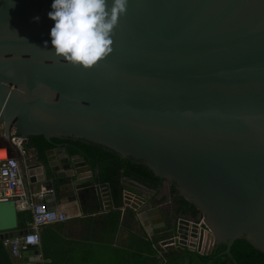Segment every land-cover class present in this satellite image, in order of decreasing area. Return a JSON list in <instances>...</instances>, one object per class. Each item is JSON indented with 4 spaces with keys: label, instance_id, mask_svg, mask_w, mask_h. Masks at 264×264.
<instances>
[{
    "label": "water",
    "instance_id": "1",
    "mask_svg": "<svg viewBox=\"0 0 264 264\" xmlns=\"http://www.w3.org/2000/svg\"><path fill=\"white\" fill-rule=\"evenodd\" d=\"M52 3L0 0L4 136L86 140L174 184L197 223L170 212L162 244L199 252L208 239L231 257L246 239L264 253V0H128L112 51L91 68L54 54ZM45 156L25 176L55 204L161 215L120 184L113 195L84 157ZM28 233L0 203V240Z\"/></svg>",
    "mask_w": 264,
    "mask_h": 264
},
{
    "label": "crops",
    "instance_id": "2",
    "mask_svg": "<svg viewBox=\"0 0 264 264\" xmlns=\"http://www.w3.org/2000/svg\"><path fill=\"white\" fill-rule=\"evenodd\" d=\"M27 183L31 192L42 188L41 184ZM169 186L163 183L157 193L153 190L142 192L130 182L126 185V191L147 196L152 209L160 210L161 215L151 216L145 222L129 207L116 209L111 204L110 210L105 207L100 211L81 206L79 202L57 205L54 195L48 196L46 202L50 210L63 215L65 220L42 226L39 245L19 257L11 255L0 240V264H200L190 256L188 248L161 243L169 237L163 234L160 221L168 223L170 207L174 206ZM182 216L197 223L196 217L191 220L188 215ZM17 217L25 229L30 230L31 215L17 211ZM208 241L204 240L202 250L197 253L212 251L215 246Z\"/></svg>",
    "mask_w": 264,
    "mask_h": 264
},
{
    "label": "trees",
    "instance_id": "3",
    "mask_svg": "<svg viewBox=\"0 0 264 264\" xmlns=\"http://www.w3.org/2000/svg\"><path fill=\"white\" fill-rule=\"evenodd\" d=\"M53 142H63L66 152L70 156L84 157L88 165L99 171L100 183H107L109 190L116 196L118 188L117 179L138 182L149 190L160 191L163 180L155 177L151 170L142 163H136L130 159L119 158L115 153L105 149L103 146L88 142L86 140H73L70 138H53L45 140L43 136H32L27 146L37 151L40 158L44 157L46 150L53 147ZM169 197L177 212L188 215L191 218L197 216V211L182 198L178 196L175 185L169 186ZM225 245H217L210 253L199 254L188 251L191 257L198 259L200 264H264V253L257 250L246 239L237 240L231 250L232 256L222 255ZM3 253V251H1Z\"/></svg>",
    "mask_w": 264,
    "mask_h": 264
},
{
    "label": "clouds",
    "instance_id": "4",
    "mask_svg": "<svg viewBox=\"0 0 264 264\" xmlns=\"http://www.w3.org/2000/svg\"><path fill=\"white\" fill-rule=\"evenodd\" d=\"M128 0H53L48 16L54 54L91 68L111 51V36L119 18L126 14ZM39 20V17H35Z\"/></svg>",
    "mask_w": 264,
    "mask_h": 264
},
{
    "label": "built area",
    "instance_id": "5",
    "mask_svg": "<svg viewBox=\"0 0 264 264\" xmlns=\"http://www.w3.org/2000/svg\"><path fill=\"white\" fill-rule=\"evenodd\" d=\"M0 140L5 142L0 147V151L4 153V156H0V203H14L17 211L29 213L33 220L28 234L1 240L11 255L19 257L23 252L39 245V231L42 226L64 221L65 217L50 210L46 202L47 197L53 195V191H46L44 187L38 192L29 191L25 169L33 162L24 139L16 133H10L6 138L3 131H0ZM208 244L211 245L209 241Z\"/></svg>",
    "mask_w": 264,
    "mask_h": 264
},
{
    "label": "flooded vegetation",
    "instance_id": "6",
    "mask_svg": "<svg viewBox=\"0 0 264 264\" xmlns=\"http://www.w3.org/2000/svg\"><path fill=\"white\" fill-rule=\"evenodd\" d=\"M28 142H29V138H28V141L25 142V143H26V144H25V147H26V149H27L28 155L31 156V160H32V162H33L32 165L40 164L42 161L45 162V157H46L45 154H46V152H48V151H54V152H60V151H62L63 153L65 152L66 154H68V153L66 152V148H65L63 142H53V143H52L53 147H52L51 149L46 150L45 153H44V157L40 158V156L38 155V153H37V151H36L35 149H33V148H29V147L27 146ZM27 170H28V169H27ZM25 173H26V169H25ZM117 182H118V184L121 185V188H122V190H123V188L126 187V185L130 182V180H122V179L120 178V179H117ZM170 210H171L172 212H173V211H175V212L177 211L176 208H175L174 206H172V208L170 207Z\"/></svg>",
    "mask_w": 264,
    "mask_h": 264
},
{
    "label": "rangeland",
    "instance_id": "7",
    "mask_svg": "<svg viewBox=\"0 0 264 264\" xmlns=\"http://www.w3.org/2000/svg\"><path fill=\"white\" fill-rule=\"evenodd\" d=\"M5 144L0 140V147L4 146Z\"/></svg>",
    "mask_w": 264,
    "mask_h": 264
},
{
    "label": "bare ground",
    "instance_id": "8",
    "mask_svg": "<svg viewBox=\"0 0 264 264\" xmlns=\"http://www.w3.org/2000/svg\"><path fill=\"white\" fill-rule=\"evenodd\" d=\"M0 156H4V153H3V151H0Z\"/></svg>",
    "mask_w": 264,
    "mask_h": 264
}]
</instances>
